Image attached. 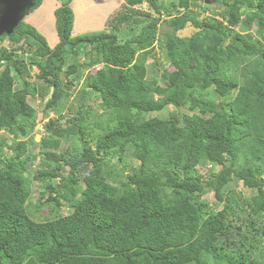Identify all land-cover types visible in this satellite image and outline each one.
Instances as JSON below:
<instances>
[{"label":"trees","instance_id":"trees-1","mask_svg":"<svg viewBox=\"0 0 264 264\" xmlns=\"http://www.w3.org/2000/svg\"><path fill=\"white\" fill-rule=\"evenodd\" d=\"M123 1L108 31L73 35L62 0L51 48L25 21L42 0H0V264H264V0H211L217 16L205 0ZM35 96L42 118L67 100L77 114L48 118L32 155ZM37 158L44 221L26 208Z\"/></svg>","mask_w":264,"mask_h":264},{"label":"rangeland","instance_id":"rangeland-1","mask_svg":"<svg viewBox=\"0 0 264 264\" xmlns=\"http://www.w3.org/2000/svg\"><path fill=\"white\" fill-rule=\"evenodd\" d=\"M61 1L62 0H42V4L40 5V8L36 9L35 11L30 13L25 18L26 22L34 26L39 32H41L45 36L51 48L54 47L58 43V39H57L55 30H54L53 11L56 7H58L61 4ZM123 3H124L123 0H69V7L73 11V15L75 18V22H74V26L72 30L73 35H80L84 33H96L102 30L108 31V29L110 28L109 22L114 17H116L119 13L124 11ZM205 3L209 5L208 6L209 10H207V12L205 13H208L210 16H217L215 12L218 10V7H215L211 3V0H207ZM142 8L144 12L147 11L146 5H144ZM151 16H154L153 13H151ZM165 28L166 26L163 24L162 19H160L158 23V33H160ZM195 31L196 30L193 27L188 25L182 30L177 31L176 35L178 37L183 38V37L190 36ZM250 33L252 34V36H255L254 28L250 30ZM119 36L123 39H126L130 36V34L128 31L124 30L120 32ZM157 46L158 45L155 42L156 54L160 53L162 49L160 46H159L160 49ZM162 52H163V49H162ZM151 60H152V57L150 56L145 64L147 67L151 65L152 63ZM92 70L94 69L89 70V72H91ZM36 72H37V69L33 68L31 72L32 76ZM85 73L86 74L88 73L87 70H85L84 74ZM29 80L31 83L34 82L32 78ZM15 82H16L15 88L16 87L19 88L20 87L19 81L16 80ZM80 84H81V81L76 83V87L73 90L74 92L79 88ZM210 94L214 101L221 100L217 97L215 93L211 92ZM71 100H72V97L69 98V101ZM28 101L36 111V117H35L36 123H34L33 127L32 126L30 127L31 130L29 131V135H28V137H31V141H32V142H29L28 144L29 153H31L32 155H35L39 151L37 144L40 142V138L46 135V133L44 132L43 126L44 124L47 123L48 118L55 119L57 116H65V115L75 116L77 114L76 113L77 109L76 107H73L72 110L68 112L69 102L67 100L66 102L63 103V106L62 108H60V111L55 112V111L49 110L48 117L42 118L43 117L42 116V106H43L44 100L42 101L41 97L35 96L34 98L29 97ZM99 102H100L99 100L97 101L87 100L86 101V104L89 107H91L90 113L87 116L88 122L95 119L96 113H100V109L97 106ZM169 114H170V108H166L162 112L153 113L151 115H147L146 117L156 116L159 118H166L169 116ZM28 137H25V138L21 137L20 139L26 140ZM11 138L12 137L5 130L0 131V140L8 141ZM67 146H68L67 143H62V149L66 148ZM115 160L116 159L113 158V161ZM38 164H39V159L37 158L35 163L31 165L30 167L31 169L29 170L30 179H31L30 180L31 181V184H30L31 191H30V195L28 197L27 203H26V206H27L26 208H27L28 215L33 220L44 221L46 218H51L53 214L47 212L46 206H39V208L37 207L38 204H42L47 199V192L42 191V189L40 188V186L43 183L35 179V176H36L35 172L37 170L36 168ZM126 164H127V168H130V167H134L135 165H137V162H133L129 158H127ZM119 167L121 168L120 165ZM128 171H129L128 169L124 170L125 173ZM202 172L204 171L202 170ZM230 188L235 192H240L242 197H245V196L249 197L252 195V191L247 188H243L240 182L231 183ZM203 199L207 201L214 209H218L221 207L220 203L219 204L217 203V205L213 203L214 199H213L212 193L206 194L205 197H203ZM51 205L52 203L48 204V206L52 207ZM70 211H71V208L68 207L66 204L62 203V208H59L57 212L60 215H66V214H69Z\"/></svg>","mask_w":264,"mask_h":264},{"label":"clouds","instance_id":"clouds-1","mask_svg":"<svg viewBox=\"0 0 264 264\" xmlns=\"http://www.w3.org/2000/svg\"><path fill=\"white\" fill-rule=\"evenodd\" d=\"M206 1H207V0H205V2H206ZM41 4H42V3H41ZM144 5H146V4H143V6H144ZM39 8H40V7H39ZM203 14H204V16H205V14H206V15H209L208 13H205V12H204ZM161 19H162V21H163L164 18L161 17ZM188 25H190L191 27H193L190 23H187V24L185 25V27H187ZM73 26H74V23H73ZM185 27H184V28H185ZM194 29H195V28H194ZM181 30H182V29H181ZM179 31H180V30H179ZM84 34H86V33H84ZM80 35H82V34H80ZM187 37H189V36H187ZM183 38H185V37H183Z\"/></svg>","mask_w":264,"mask_h":264},{"label":"crops","instance_id":"crops-1","mask_svg":"<svg viewBox=\"0 0 264 264\" xmlns=\"http://www.w3.org/2000/svg\"><path fill=\"white\" fill-rule=\"evenodd\" d=\"M74 22H75V18H74Z\"/></svg>","mask_w":264,"mask_h":264}]
</instances>
